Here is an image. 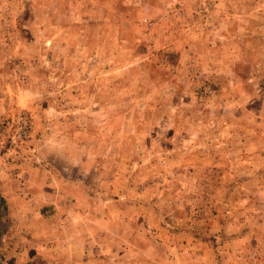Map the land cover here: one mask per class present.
<instances>
[{"label":"rangeland","instance_id":"374dc122","mask_svg":"<svg viewBox=\"0 0 264 264\" xmlns=\"http://www.w3.org/2000/svg\"><path fill=\"white\" fill-rule=\"evenodd\" d=\"M0 197V264H264V0H0Z\"/></svg>","mask_w":264,"mask_h":264},{"label":"built area","instance_id":"2783aa9c","mask_svg":"<svg viewBox=\"0 0 264 264\" xmlns=\"http://www.w3.org/2000/svg\"><path fill=\"white\" fill-rule=\"evenodd\" d=\"M29 130H30L29 118L26 115H24L15 129L12 143L15 144L18 140L26 139L29 136Z\"/></svg>","mask_w":264,"mask_h":264},{"label":"crops","instance_id":"0c3cea01","mask_svg":"<svg viewBox=\"0 0 264 264\" xmlns=\"http://www.w3.org/2000/svg\"><path fill=\"white\" fill-rule=\"evenodd\" d=\"M80 244H82V243H80ZM91 260H88L87 258H80V259L76 260V258H75V260L71 259L69 264H94V263H91Z\"/></svg>","mask_w":264,"mask_h":264},{"label":"trees","instance_id":"16d2710c","mask_svg":"<svg viewBox=\"0 0 264 264\" xmlns=\"http://www.w3.org/2000/svg\"><path fill=\"white\" fill-rule=\"evenodd\" d=\"M0 201L3 202V199L0 197Z\"/></svg>","mask_w":264,"mask_h":264}]
</instances>
